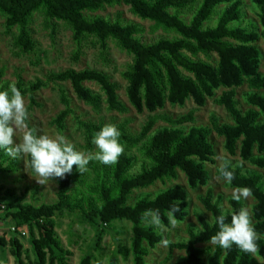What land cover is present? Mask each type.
<instances>
[{
    "label": "trees",
    "instance_id": "trees-1",
    "mask_svg": "<svg viewBox=\"0 0 264 264\" xmlns=\"http://www.w3.org/2000/svg\"><path fill=\"white\" fill-rule=\"evenodd\" d=\"M258 18L260 31L254 23L243 22L245 16L241 0H0V12L8 17V26L19 27L16 45L23 51L32 49L26 30L29 18L37 9H43L47 23L53 28L52 20L68 23L73 30L76 42L84 35H96L103 49L105 40L112 36L122 48L135 56L133 64L128 66L124 77L128 80L127 89L130 104L137 113L144 110L154 113L163 109L165 100L171 104L184 105V101L192 98L198 106H203L207 98H213L215 92L224 88L215 103L223 106L233 120V124L220 123L219 119L210 117L211 127L191 126L194 124V113L176 119L165 115L154 114L141 128L140 133L131 136L120 127V138L129 145H136L144 140V154L151 161L150 167H143L138 174H128L133 164V156L123 152L111 169V185H105V179L110 165L99 163L98 181L95 190L99 192L101 206L82 204L81 198L73 199V186L81 184V172L76 166L64 178H55L58 185L56 201L51 204L24 202L25 194L15 196L9 190L0 194V202L5 203L6 211L0 218L9 221L16 229H25L31 246L33 260L25 250L19 234L12 233L8 241L13 264H68L70 252L66 250L59 236L55 232V216L65 213L75 215L80 222L85 223L94 231L91 249L82 257L80 264H92L95 254L101 251L104 236H110L114 249L110 257L111 264H117L118 258L124 262L131 260L132 264H147L146 258L150 252L163 242V235L155 227H147L141 217L148 209L160 211L162 224L169 227L172 221L183 222L189 215L188 193L180 185L159 192L154 197L144 196L133 205L128 204L134 190L145 189L156 182L176 179L178 172L186 177L187 185L196 190L207 185L209 175L205 163L211 160L213 148L208 141L214 132L224 140V149L230 155L238 152L241 162L264 170V122L259 118L264 116V75L258 73L261 54L252 44L259 39L264 41V0H249ZM129 5L142 19L154 21L156 25L167 29H174L180 39H160L153 44H143L137 36L139 27L120 20L110 22L100 16L92 19L85 18V11H99L106 6L115 4ZM196 6L190 22L172 14L171 10H182L185 7ZM221 7V8H220ZM218 14L215 25L207 26L211 17ZM234 42L235 44H233ZM185 50L192 55L215 53L218 56L216 67L204 61H195L186 56ZM78 56V51L75 52ZM157 66L165 70L171 91L165 96L163 85L159 84L160 75ZM179 68L192 73L195 81L184 77ZM155 74V75H154ZM156 75L159 76L158 80ZM3 77L0 71V80ZM68 82L71 84L77 98L87 105L98 109L101 96L94 93L83 84L92 82L97 84L105 96V104L111 112L124 113L127 111L116 94V86L108 76L96 70H82L76 72L67 70L62 73L51 74L46 81L38 80L35 84L22 89L20 83L15 86L24 96H28L30 103L28 110L36 106L33 99L34 92L48 86L49 83ZM245 82L255 92L246 95V101L253 109L246 112L240 110L235 100V89ZM61 101L65 108L53 120L59 132L65 129V120L72 113L70 101L61 92ZM159 121L169 124V127L152 131ZM84 130L87 149H91V139L101 127L80 121ZM4 164L6 166H4ZM234 179L227 186L231 189L247 188L254 204L250 208L249 216L257 233V251L245 253L233 245L223 249L211 244L210 238L218 231L216 218L223 214L226 222L231 221L232 214L240 209H246L241 199L228 198L227 208L224 207V197L215 195L208 188L200 203L210 214L209 220L202 213L196 218L199 229L188 227L187 239L181 241H167L168 256L171 258L175 250L184 252L176 264H264V179L259 172L245 169L240 163L225 162ZM93 168L95 161L89 163ZM16 169L15 160H10L0 152V172H13ZM30 169V168H29ZM31 170V169H30ZM32 172V171H31ZM218 176L222 178L220 170ZM5 198L3 200L2 198ZM177 210L171 217L168 210L173 206ZM116 223H126L118 226ZM131 234L127 245L122 237ZM5 240L0 239V246H5ZM206 245L205 247H201Z\"/></svg>",
    "mask_w": 264,
    "mask_h": 264
},
{
    "label": "rangeland",
    "instance_id": "rangeland-1",
    "mask_svg": "<svg viewBox=\"0 0 264 264\" xmlns=\"http://www.w3.org/2000/svg\"><path fill=\"white\" fill-rule=\"evenodd\" d=\"M245 12L243 22L254 23L259 27L258 18L255 10L249 0H241ZM221 8V7H220ZM196 6L185 7L182 10H171L172 14H178L179 18L190 22L191 17ZM85 18L102 17L110 22H114L117 19L123 24L131 23L139 27L140 33L137 34L141 43L153 44L160 39H180L181 36L174 29L163 28L156 25L154 21L142 19L136 14L129 5L115 4L112 6H106L99 11H85ZM218 19V14L211 17L210 21L206 23L207 26L215 25V21ZM8 17L0 12V71L3 73V77L0 80V90H6L10 85L20 83L22 89L30 87L38 80L46 81L51 74L62 73L67 70H74L76 72L82 70H96L104 75L108 76L110 82L116 86V94L119 100L124 104L127 111L124 113L109 111L104 102L105 96L103 95L100 87L92 82H86L83 85L89 88L94 93L101 96V103L98 109L87 105L85 102L79 100L74 93V90L70 83H49L48 86L34 92L33 99L36 102V106H33L28 110V125L38 134H45L49 136L62 135L70 143L74 145V148L85 155H94L95 146L92 144L91 149H87L85 141L84 130L80 127L79 122L91 123L102 127L105 124H115L118 129L123 127L128 135L136 136L140 133L141 128L144 126L149 116L154 114L165 115L171 119H176L180 116L186 115L189 112L194 113V124H186L185 127L191 126H205L211 127L210 117L216 116L220 123L233 124V120L229 113L223 106L215 103L224 88H220L215 92L213 98H207L203 106H198L192 98H188L184 101V105L171 104L168 100H165L164 108L158 109L154 113H149L144 110L142 113H137L130 104L127 89L129 86L128 80L124 77V73L128 71V66L133 64L135 56L127 49L121 47L116 39L112 36L107 37L105 40L106 48L103 49L99 38L96 35H82L78 42L73 38L72 27L60 20H52L54 25L47 23L44 10H35L29 18L26 30L28 32L29 40L32 43L31 51L25 52L21 48L17 47L16 41L19 35L18 25L12 27L8 26ZM235 44L234 42H232ZM255 46L260 54V65L258 73L264 75V41L259 39L252 44ZM78 51V56H75V52ZM186 56L192 60L204 61L213 67L217 66L218 56L215 53H209L205 55L198 53L192 55L187 51H182ZM160 79L159 84L163 85L165 89V96L167 97L171 91L165 70L161 66L156 67ZM179 71L184 77L190 78L195 81L192 73H189L182 68ZM155 75V74H154ZM159 76L156 75L158 80ZM64 92L66 97L70 101V108L72 113L68 115L65 120V129L59 132L54 125L53 120L57 115L65 108L61 101V92ZM249 92H255L254 89L249 87V84L245 82L241 87L235 89V100L241 111L246 112L249 109H253L248 105L246 101V95ZM25 105L28 109L30 100L28 96H24ZM261 122H264V116L259 118ZM170 125L164 121H159L152 131L158 128L169 127ZM26 129H21L17 133L19 139L24 134ZM208 141L213 148V156L211 160L206 162V169L209 175V181L207 185L201 186L196 190H191L186 181V177L178 172L176 179H170L163 182H156L154 185L145 188L134 190L128 204L133 205L139 198L144 196L154 197L159 192L173 187L174 185L182 186L188 193V217L183 222L172 221L169 227L163 226L159 229L164 239L156 249L150 252V255L146 258L147 264H176L178 259L184 256V252L175 250L171 258L167 261L168 245L167 241H181L187 239L188 227L200 228L198 220L196 218L197 213H202L209 220H211L210 214L207 213L201 203L200 197H203L206 190L211 188L215 195H222L224 197V207L227 208V199L235 198L238 195V191L231 189L227 186L225 180H222L218 176V170L223 166L225 162L240 163L245 169L253 170L262 174L264 179V170H259L252 167L248 163L241 162L238 152L235 155H230L224 149L223 138L218 137L214 132L208 138ZM120 142L124 146V151L127 154L133 156V164L128 174H138L143 167H150L151 161L145 156L144 149L148 140H144L136 145H129L125 141ZM11 159L9 158V161ZM95 161L94 159L90 162ZM16 169L13 172H0V194L3 195L5 191L9 190L15 194V196H22L25 194L24 202L39 204H51L56 201V193L58 185L53 179L40 184L27 167V159L21 157L19 160H15ZM95 167L93 168L88 164L86 170L80 174L82 179L81 184L73 186L72 193L70 194L73 199L81 198L82 204L85 207L88 205L101 206L100 194L95 190L98 181L99 162L95 161ZM4 166H6L4 164ZM105 179V185H111V169L113 164L110 165ZM5 200V198H2ZM246 207V210L250 212L251 206L255 203L254 200L248 197L240 198ZM6 202V200H5ZM3 203V202H2ZM5 204V203H4ZM3 214H0V217ZM55 223V232L59 236L63 247L70 252L68 257V264H80L82 257L88 252L93 243L94 231L85 223L80 222L75 215L65 213L63 216H55L53 218ZM118 226H126L130 228L129 224L116 223ZM13 227L9 221L0 218V239H4L5 246H0V264H13V257L10 254L8 241L12 236L10 229ZM130 232L122 237V240L128 245L130 239ZM25 250L29 252V257L33 260L31 252V246L28 240V234L23 239H20ZM214 246V244H208ZM202 245L201 247H205ZM114 249V244L110 236H104L101 244V251L95 254V261L92 264H111L110 257ZM117 264H132L131 260L124 262L121 258H118Z\"/></svg>",
    "mask_w": 264,
    "mask_h": 264
},
{
    "label": "clouds",
    "instance_id": "clouds-1",
    "mask_svg": "<svg viewBox=\"0 0 264 264\" xmlns=\"http://www.w3.org/2000/svg\"><path fill=\"white\" fill-rule=\"evenodd\" d=\"M26 129L19 139L17 133ZM121 132L115 124H105L92 136L91 143L95 146L94 155H85L76 150L64 136H49L38 134L28 125V109L21 91L10 85L6 90H0V152L11 160L27 159V167L34 173L32 176L40 184L55 178H64L70 174L73 166L83 173L91 160L104 165L117 161L124 151L120 142ZM222 178L227 183L234 179L233 172L225 164L220 169ZM236 199L248 197L251 192L247 188L238 189ZM177 210L173 205L168 210L169 217ZM147 227L160 229L163 227L162 217L158 209H148L141 217ZM218 231L210 238L212 244L223 249L233 245L245 253H255L257 249V233L253 227L249 213L240 209L232 214L231 221L226 222V217L221 214L215 221Z\"/></svg>",
    "mask_w": 264,
    "mask_h": 264
},
{
    "label": "built area",
    "instance_id": "built-area-1",
    "mask_svg": "<svg viewBox=\"0 0 264 264\" xmlns=\"http://www.w3.org/2000/svg\"><path fill=\"white\" fill-rule=\"evenodd\" d=\"M6 211V206L4 203L0 202V214H4ZM11 232L19 234L20 237H26L27 233L25 229H16L14 226L10 229Z\"/></svg>",
    "mask_w": 264,
    "mask_h": 264
}]
</instances>
